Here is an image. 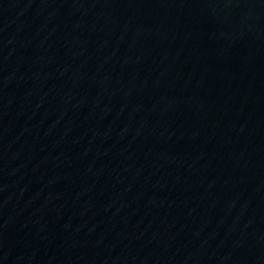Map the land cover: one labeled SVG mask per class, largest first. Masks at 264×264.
I'll return each mask as SVG.
<instances>
[{
    "label": "water",
    "instance_id": "water-1",
    "mask_svg": "<svg viewBox=\"0 0 264 264\" xmlns=\"http://www.w3.org/2000/svg\"><path fill=\"white\" fill-rule=\"evenodd\" d=\"M0 264H264V0H0Z\"/></svg>",
    "mask_w": 264,
    "mask_h": 264
}]
</instances>
